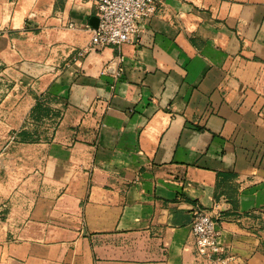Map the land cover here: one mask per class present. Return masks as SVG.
Masks as SVG:
<instances>
[{
    "label": "crops",
    "instance_id": "crops-1",
    "mask_svg": "<svg viewBox=\"0 0 264 264\" xmlns=\"http://www.w3.org/2000/svg\"><path fill=\"white\" fill-rule=\"evenodd\" d=\"M95 17L0 0V66L43 112L7 169L27 192L0 264H209L191 226L216 206L228 264H264V0H159L121 51L79 58Z\"/></svg>",
    "mask_w": 264,
    "mask_h": 264
},
{
    "label": "built area",
    "instance_id": "built-area-1",
    "mask_svg": "<svg viewBox=\"0 0 264 264\" xmlns=\"http://www.w3.org/2000/svg\"><path fill=\"white\" fill-rule=\"evenodd\" d=\"M159 0H94L98 27H87L90 44L79 53L82 58L94 52L112 47L121 51L141 32L140 22L150 19L157 10ZM74 29L73 24L69 25ZM218 206L211 212L198 209L191 226V235L195 241L197 255L209 264H228L224 258L225 249L220 244L218 229ZM219 213V212H218Z\"/></svg>",
    "mask_w": 264,
    "mask_h": 264
},
{
    "label": "rangeland",
    "instance_id": "rangeland-1",
    "mask_svg": "<svg viewBox=\"0 0 264 264\" xmlns=\"http://www.w3.org/2000/svg\"><path fill=\"white\" fill-rule=\"evenodd\" d=\"M34 93L24 89L19 81L12 80L0 66V200L5 197L13 199V202L6 199L12 203L10 206L0 207V219H4V213L18 210L25 203L26 187L12 183V174L7 173V169L24 168V148L17 145L24 144L28 140L27 135L39 134L43 128L40 120L43 112L31 115Z\"/></svg>",
    "mask_w": 264,
    "mask_h": 264
},
{
    "label": "water",
    "instance_id": "water-1",
    "mask_svg": "<svg viewBox=\"0 0 264 264\" xmlns=\"http://www.w3.org/2000/svg\"><path fill=\"white\" fill-rule=\"evenodd\" d=\"M92 25H93V27L95 29L98 27V19H97V17H95V18L92 19Z\"/></svg>",
    "mask_w": 264,
    "mask_h": 264
}]
</instances>
